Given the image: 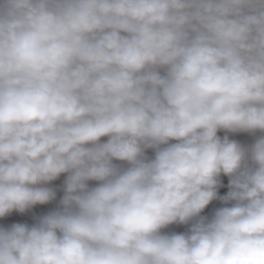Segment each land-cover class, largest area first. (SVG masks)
Instances as JSON below:
<instances>
[{
    "label": "clouds",
    "instance_id": "obj_1",
    "mask_svg": "<svg viewBox=\"0 0 264 264\" xmlns=\"http://www.w3.org/2000/svg\"><path fill=\"white\" fill-rule=\"evenodd\" d=\"M62 174L0 264H264V0H0V218Z\"/></svg>",
    "mask_w": 264,
    "mask_h": 264
},
{
    "label": "rangeland",
    "instance_id": "obj_2",
    "mask_svg": "<svg viewBox=\"0 0 264 264\" xmlns=\"http://www.w3.org/2000/svg\"><path fill=\"white\" fill-rule=\"evenodd\" d=\"M226 133L223 131L218 132V135L223 137ZM230 139H234L243 145H250L252 144L257 137L262 135L260 132H256L255 134L250 133H227ZM106 139V138H103ZM149 156L153 155L152 150H149L147 153ZM66 174H62L57 180L51 182L49 187H52L57 192V198L55 201L46 204V205H37L33 209L21 214L19 212H12L9 215L0 218V227H10L13 223H24L28 224L29 226L36 223V218L46 214L47 212L55 209L58 204L59 200L63 195V183L65 180ZM222 186L218 189V194L220 196L225 195L228 191V183L229 178L227 176L221 175L220 177ZM90 185H94L96 182H89ZM224 205L219 200L212 201L208 207L201 213V215L211 218L214 214L215 210L223 207ZM190 225H181V224H173L169 225L166 229L162 231L165 233H185L188 231Z\"/></svg>",
    "mask_w": 264,
    "mask_h": 264
}]
</instances>
